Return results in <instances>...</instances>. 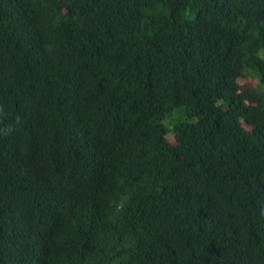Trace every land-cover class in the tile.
<instances>
[{"label":"trees","instance_id":"16d2710c","mask_svg":"<svg viewBox=\"0 0 264 264\" xmlns=\"http://www.w3.org/2000/svg\"><path fill=\"white\" fill-rule=\"evenodd\" d=\"M0 264H264V0H0Z\"/></svg>","mask_w":264,"mask_h":264},{"label":"rangeland","instance_id":"374dc122","mask_svg":"<svg viewBox=\"0 0 264 264\" xmlns=\"http://www.w3.org/2000/svg\"><path fill=\"white\" fill-rule=\"evenodd\" d=\"M247 125V124H246ZM171 142H174L175 138L173 135H171L169 138H168Z\"/></svg>","mask_w":264,"mask_h":264}]
</instances>
